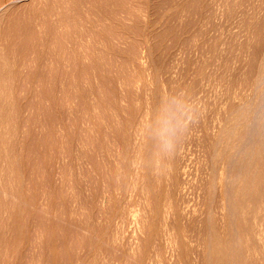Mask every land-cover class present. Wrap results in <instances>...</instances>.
Masks as SVG:
<instances>
[{
  "label": "rangeland",
  "instance_id": "obj_1",
  "mask_svg": "<svg viewBox=\"0 0 264 264\" xmlns=\"http://www.w3.org/2000/svg\"><path fill=\"white\" fill-rule=\"evenodd\" d=\"M1 2L0 264H264V0Z\"/></svg>",
  "mask_w": 264,
  "mask_h": 264
},
{
  "label": "bare ground",
  "instance_id": "obj_2",
  "mask_svg": "<svg viewBox=\"0 0 264 264\" xmlns=\"http://www.w3.org/2000/svg\"><path fill=\"white\" fill-rule=\"evenodd\" d=\"M1 1H3V0H1ZM1 1H0V2H1ZM5 1H6V0H5ZM1 3H2V2H1Z\"/></svg>",
  "mask_w": 264,
  "mask_h": 264
}]
</instances>
